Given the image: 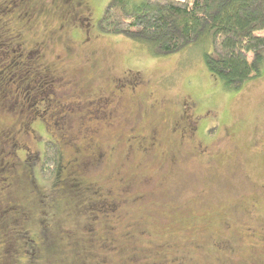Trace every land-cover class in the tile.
<instances>
[{
	"label": "rangeland",
	"instance_id": "1",
	"mask_svg": "<svg viewBox=\"0 0 264 264\" xmlns=\"http://www.w3.org/2000/svg\"><path fill=\"white\" fill-rule=\"evenodd\" d=\"M109 1L15 0L0 13V125L27 127L0 151V187L12 184L0 264H264V62L229 91L202 62L208 40L154 57L101 32ZM48 138L58 165L46 179ZM22 231L33 256L13 255Z\"/></svg>",
	"mask_w": 264,
	"mask_h": 264
},
{
	"label": "trees",
	"instance_id": "2",
	"mask_svg": "<svg viewBox=\"0 0 264 264\" xmlns=\"http://www.w3.org/2000/svg\"><path fill=\"white\" fill-rule=\"evenodd\" d=\"M98 26L105 34L146 45L154 57L175 55L208 40L202 62L233 92L259 76L264 62V36L258 34L264 30V0H143L134 9L126 0H110ZM43 147L41 173L49 179L58 165L56 146L45 139Z\"/></svg>",
	"mask_w": 264,
	"mask_h": 264
},
{
	"label": "flooded vegetation",
	"instance_id": "3",
	"mask_svg": "<svg viewBox=\"0 0 264 264\" xmlns=\"http://www.w3.org/2000/svg\"><path fill=\"white\" fill-rule=\"evenodd\" d=\"M14 1L15 0H9L8 2L6 1V0H2V1H0V13L2 14V10H4V9H6V7H7V5H8V8L7 9H9V7H11L12 6V4L14 3ZM19 1H22V0H19ZM88 20V19H87ZM27 21H28V19H27ZM89 21V20H88ZM4 23H5V21H4ZM3 23V24H4ZM5 26H6V24H4ZM88 25H90V22H88V24H87V28H86V30H85V32H86V34L88 35V32H87V30H88ZM4 31H8V28H6ZM1 33H3V30H1ZM19 36L20 35H18V37L17 38H19ZM16 38V39H17ZM20 46V49H21V44L19 45ZM37 54H40V50L39 49H37V47L35 48V49H32V50H30V49H25V51L24 52H22V54L20 55L21 56V58H23L24 59V61H26V62H29V60L31 61V60H34V56H36ZM12 64V63H11ZM10 63H8L7 64V69L9 68V67H12V66H14V65H11ZM6 69V70H7ZM31 70H32V72L34 71L33 70V68H30ZM28 71H25L24 73H27ZM1 75H3V73H1ZM63 78H61V77H59L58 78V80H62ZM55 81H57V80H55ZM53 82H54V80H53ZM62 83L60 82V84L59 83H57L56 85L57 86H59V87H61L62 85H61ZM64 86V85H63ZM1 97H3V95L1 96ZM67 104H69V102H66ZM62 106V105H61ZM61 106H60V108H61ZM7 109V108H6ZM4 109H3V107H0V111H3ZM3 112H5V111H3ZM65 116V115H64ZM64 116H62V117H64ZM65 124V123H64ZM12 130H13V128H11ZM11 129H9V128H2L1 127V125H0V151H2V149H4V144H6L7 145V147H8V156L13 152V149L12 148H14L15 146H17V145H19V143H14V142H16L17 141V139H18V136H22L21 134L22 133H24V134H27V131H26V129H27V127L25 126V125H22V126H20V128L19 129H16V131L14 132V133H12V130ZM7 135H11L10 137H8L7 139H5V140H3V138H5ZM49 139V138H48ZM8 140L11 142V144H9V142H8ZM51 140V139H50ZM8 145H11V146H8ZM1 153V152H0ZM86 158H89V159H93V160H89V159H85V161L83 162V165L84 166H87V164H90V165H93V162H94V164H95V162H97L98 161V159L100 158V156L98 157H95V156H87ZM95 159V160H94ZM1 162V161H0ZM2 163V162H1ZM4 179L5 178H3V181H4ZM8 179H5V181H7ZM11 180H12V178H11ZM123 182V181H122ZM4 185H5V188H1L0 187V204L1 205H4L5 203L2 201L3 200V197H4V193H5V191L6 190H8L9 188H10V186H12V184L11 183H4ZM125 188H127V187H125ZM93 203H95L96 204V206H98V205H107V206H111V205H115V204H117L116 202H115V200H107V199H98V200H96L95 202L94 201H92V203H91V205L93 204ZM3 207H7V206H3ZM23 231L22 232H20L19 234H22V236H23V238L24 239H26L25 241H22V239H21V237L19 236L18 237V239L16 240V247H15V252L13 253V255L16 253H18V251H21V253H23V255H26L27 257H29V256H33V254H31V250L33 251V248H34V246H33V244H34V240H32V239H28L26 236H24L23 235ZM22 243V244H21ZM23 248V249H22ZM4 249V248H3ZM28 249H31V250H28ZM2 259V258H1ZM22 263V262H21Z\"/></svg>",
	"mask_w": 264,
	"mask_h": 264
}]
</instances>
